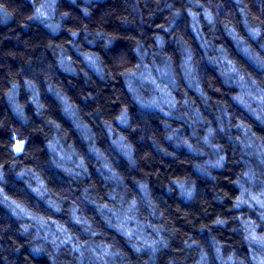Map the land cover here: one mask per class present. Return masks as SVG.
I'll return each instance as SVG.
<instances>
[{"label": "trees", "instance_id": "trees-1", "mask_svg": "<svg viewBox=\"0 0 264 264\" xmlns=\"http://www.w3.org/2000/svg\"><path fill=\"white\" fill-rule=\"evenodd\" d=\"M0 264H264V0H0Z\"/></svg>", "mask_w": 264, "mask_h": 264}, {"label": "water", "instance_id": "water-1", "mask_svg": "<svg viewBox=\"0 0 264 264\" xmlns=\"http://www.w3.org/2000/svg\"><path fill=\"white\" fill-rule=\"evenodd\" d=\"M23 145V142H20L17 147L15 148L16 151H20L21 150V147Z\"/></svg>", "mask_w": 264, "mask_h": 264}, {"label": "rangeland", "instance_id": "rangeland-1", "mask_svg": "<svg viewBox=\"0 0 264 264\" xmlns=\"http://www.w3.org/2000/svg\"><path fill=\"white\" fill-rule=\"evenodd\" d=\"M22 148V147H21Z\"/></svg>", "mask_w": 264, "mask_h": 264}]
</instances>
